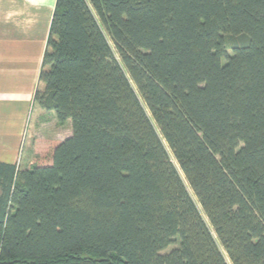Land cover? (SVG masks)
I'll return each instance as SVG.
<instances>
[{"label": "trees", "instance_id": "1", "mask_svg": "<svg viewBox=\"0 0 264 264\" xmlns=\"http://www.w3.org/2000/svg\"><path fill=\"white\" fill-rule=\"evenodd\" d=\"M39 82L0 264H264V0H57Z\"/></svg>", "mask_w": 264, "mask_h": 264}, {"label": "crops", "instance_id": "2", "mask_svg": "<svg viewBox=\"0 0 264 264\" xmlns=\"http://www.w3.org/2000/svg\"><path fill=\"white\" fill-rule=\"evenodd\" d=\"M56 1L0 0L2 163L22 167L20 157L25 138L27 141L28 138L34 140L36 137L49 136L65 140L72 135L71 120L60 125L54 112H48L35 103L36 92L41 88L39 77ZM35 115L38 122L32 124ZM33 140L29 153H32Z\"/></svg>", "mask_w": 264, "mask_h": 264}, {"label": "rangeland", "instance_id": "3", "mask_svg": "<svg viewBox=\"0 0 264 264\" xmlns=\"http://www.w3.org/2000/svg\"><path fill=\"white\" fill-rule=\"evenodd\" d=\"M226 38V42H227V48H228V51L231 53L232 52V45L235 44V43H240L241 42V37L239 38H236V37H231V36H225ZM109 39V38H108ZM110 41V39H109ZM111 45L113 46L112 42L110 41ZM36 122H38V118L37 116L35 115L32 119V124H36ZM70 128H71V131H72V124H71V121H70ZM47 131V130H46ZM43 134V133H42ZM65 136V135H64ZM38 138H41V139H55V138H50L49 136H41V137H36L33 139L31 138H28V140L26 141V138H25V141H24V145L25 147L23 146V151L21 153V157H20V160L22 161V168H24L26 166V163H30V159L32 158V153H29V150L31 148V141L33 140V143L35 141V139H38ZM27 142V143H26ZM33 143H32V148H33ZM28 165V164H27ZM175 246H172L170 247L166 252H169L171 251Z\"/></svg>", "mask_w": 264, "mask_h": 264}]
</instances>
